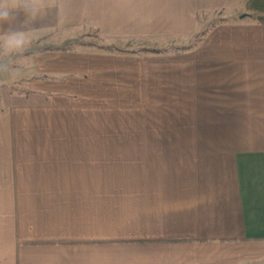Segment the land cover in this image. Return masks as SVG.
Listing matches in <instances>:
<instances>
[{
    "label": "crops",
    "instance_id": "obj_1",
    "mask_svg": "<svg viewBox=\"0 0 264 264\" xmlns=\"http://www.w3.org/2000/svg\"><path fill=\"white\" fill-rule=\"evenodd\" d=\"M55 4L0 72V264H264V0Z\"/></svg>",
    "mask_w": 264,
    "mask_h": 264
},
{
    "label": "clouds",
    "instance_id": "obj_2",
    "mask_svg": "<svg viewBox=\"0 0 264 264\" xmlns=\"http://www.w3.org/2000/svg\"><path fill=\"white\" fill-rule=\"evenodd\" d=\"M55 6V0H0V24H13L19 12L25 17L21 28L0 32V72L8 71L13 59L30 47L32 38L27 33L28 25Z\"/></svg>",
    "mask_w": 264,
    "mask_h": 264
},
{
    "label": "rangeland",
    "instance_id": "obj_3",
    "mask_svg": "<svg viewBox=\"0 0 264 264\" xmlns=\"http://www.w3.org/2000/svg\"><path fill=\"white\" fill-rule=\"evenodd\" d=\"M221 14H222L221 12H215V13H213L211 15H205V16L201 17L200 19L202 21L207 20V22H205V24H204L205 26H207L210 23L218 20L220 18ZM198 33L195 36H193V38H191L189 42H191V43L194 42L197 39L198 35H199ZM83 37L84 38L79 40V41L84 42L86 45L92 46L93 41H94V37H95L94 36V32L93 31H89Z\"/></svg>",
    "mask_w": 264,
    "mask_h": 264
}]
</instances>
